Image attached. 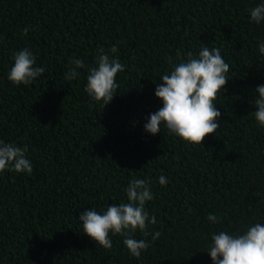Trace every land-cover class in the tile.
<instances>
[{
	"label": "trees",
	"instance_id": "16d2710c",
	"mask_svg": "<svg viewBox=\"0 0 264 264\" xmlns=\"http://www.w3.org/2000/svg\"><path fill=\"white\" fill-rule=\"evenodd\" d=\"M264 0H0V141L27 147L32 173L0 174V264H213L212 234H242L264 224V127L253 112L264 85V21L250 9ZM30 30L27 35L23 29ZM219 48L230 70L215 101L217 133L202 146L162 125L156 85L189 52ZM117 47L125 70L103 108L84 91L97 49ZM27 48L45 72L14 85L13 55ZM72 59L85 63L64 78ZM164 176L166 185L159 183ZM133 178L151 181L146 203L156 224L139 259L120 236L105 250L89 239L81 212L127 203ZM220 218L210 223L208 215ZM160 232L158 240L151 234ZM136 239H144L137 231Z\"/></svg>",
	"mask_w": 264,
	"mask_h": 264
},
{
	"label": "clouds",
	"instance_id": "9594fccd",
	"mask_svg": "<svg viewBox=\"0 0 264 264\" xmlns=\"http://www.w3.org/2000/svg\"><path fill=\"white\" fill-rule=\"evenodd\" d=\"M250 18L260 24L264 21V2L250 9ZM29 28L23 29L27 35ZM117 47L105 50L97 49L96 66L88 69L87 85L84 91L96 102H103V108L110 104L117 95L118 73L125 70L119 58H113ZM260 54L264 56V43L260 44ZM173 63L172 57L167 62L172 70L161 77L162 83L156 85L155 97L162 101V108L150 115L145 124V131L156 136L163 125L169 133L183 141L202 146L206 137L217 133L220 125L217 122L221 113L215 101L226 91L227 73L230 66L225 62L219 48L202 45L198 57L188 53L187 58H180ZM14 65L8 74V80L14 85H30L40 77L45 69L35 66V57L25 48L13 55ZM85 63L80 59H72L65 74L66 80L78 78V69H84ZM255 111L253 115L257 123L264 127V85L257 86L253 96ZM27 147L0 141V174L15 172L31 174L32 163L26 158ZM151 181L133 178L126 189L127 203L112 204L102 214L95 209L81 212L83 233L105 250H111V236L123 238V244L129 253L139 259L142 252L151 247L147 237L150 225L156 224L154 215L146 210V203L153 200L150 188ZM163 186L167 184L164 176L159 178ZM210 223H220L215 215H208ZM139 231L144 239H136ZM161 236L160 232L151 234L154 242ZM212 243L208 254L213 264H264V224H249L242 234H229L226 231L212 234Z\"/></svg>",
	"mask_w": 264,
	"mask_h": 264
}]
</instances>
